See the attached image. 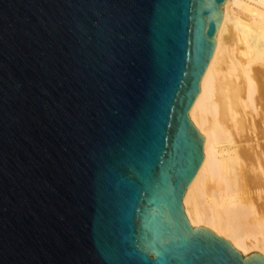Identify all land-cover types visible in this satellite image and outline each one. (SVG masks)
Instances as JSON below:
<instances>
[{
  "label": "water",
  "instance_id": "obj_1",
  "mask_svg": "<svg viewBox=\"0 0 264 264\" xmlns=\"http://www.w3.org/2000/svg\"><path fill=\"white\" fill-rule=\"evenodd\" d=\"M226 1L0 0V264H264L183 205Z\"/></svg>",
  "mask_w": 264,
  "mask_h": 264
},
{
  "label": "bare ground",
  "instance_id": "obj_2",
  "mask_svg": "<svg viewBox=\"0 0 264 264\" xmlns=\"http://www.w3.org/2000/svg\"><path fill=\"white\" fill-rule=\"evenodd\" d=\"M189 117L204 162L183 205L243 256L264 255V0H227Z\"/></svg>",
  "mask_w": 264,
  "mask_h": 264
}]
</instances>
